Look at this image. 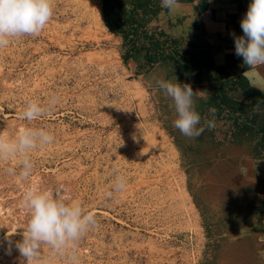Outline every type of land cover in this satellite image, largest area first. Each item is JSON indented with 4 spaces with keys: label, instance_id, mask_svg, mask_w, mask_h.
I'll list each match as a JSON object with an SVG mask.
<instances>
[{
    "label": "rangeland",
    "instance_id": "rangeland-1",
    "mask_svg": "<svg viewBox=\"0 0 264 264\" xmlns=\"http://www.w3.org/2000/svg\"><path fill=\"white\" fill-rule=\"evenodd\" d=\"M52 8L38 36L11 38L0 49V135L13 139L33 128L54 137L29 152L28 179L20 175L22 157L0 160V264H22L14 247L6 254L5 237L22 238L30 218L22 200L32 185L66 189L97 222L63 253L42 244L36 264H207L213 256L203 186L208 172L225 165L204 167L171 136L175 112L154 85L177 67L166 61L133 75L122 38L105 26L102 0H52ZM29 101L45 114L23 118ZM120 175L126 187L116 191ZM243 243L238 248L246 258ZM258 250L245 264H264ZM229 255L220 264H231Z\"/></svg>",
    "mask_w": 264,
    "mask_h": 264
},
{
    "label": "crops",
    "instance_id": "crops-1",
    "mask_svg": "<svg viewBox=\"0 0 264 264\" xmlns=\"http://www.w3.org/2000/svg\"><path fill=\"white\" fill-rule=\"evenodd\" d=\"M140 1L144 3L146 0ZM121 2L126 14L130 15L136 0H121ZM250 2L251 0H179V8L170 13L161 7L160 0H151V7L154 8L153 10L157 8V11L152 17L144 15L145 26L155 35L177 40L175 46L172 47L176 53L188 59L196 55H206L215 65L224 66L227 64V55L237 57L234 40L229 33L234 31L237 35L243 34L240 21ZM113 17L112 25L116 28L118 25L115 21L120 19L116 11ZM237 58H240L239 61L242 60L241 57ZM166 61L177 67L175 68L177 71H174V75L170 72V78L165 76L162 79L173 81L176 76L178 82L189 84L196 91L194 99L197 108L209 102L213 92V83L199 79L194 71L183 68L175 60L163 58L156 65L169 63ZM127 66L134 75V63L130 62ZM260 73V76L254 75L253 78H246L251 87L264 93V68L260 69ZM144 74L146 73L140 75ZM207 113L210 120L217 116L210 111ZM218 114L220 115V112ZM235 116L240 124H244L250 115ZM232 118L225 111L217 120L221 126L225 124L224 122L231 124ZM247 149V145L236 141L234 144L220 143L218 145L219 159L211 164H208L205 158L203 160L204 167L214 166L216 163L225 165L224 171L217 169L218 172L212 175L208 172L207 184L205 182L203 186L205 194L203 219L209 255L213 256L214 245L218 243L224 248L225 254L229 253L230 246L238 239L245 240V246L249 248L248 254L251 257H254L253 254L257 256L259 248L264 251V158L247 156L245 153ZM235 195L238 197L235 198ZM237 202L243 203L246 208L252 206L253 209H245L239 229L229 235L232 228L229 216L238 214ZM226 248L227 251H225Z\"/></svg>",
    "mask_w": 264,
    "mask_h": 264
},
{
    "label": "clouds",
    "instance_id": "clouds-1",
    "mask_svg": "<svg viewBox=\"0 0 264 264\" xmlns=\"http://www.w3.org/2000/svg\"><path fill=\"white\" fill-rule=\"evenodd\" d=\"M160 3L170 13L179 8V0H160ZM52 16V0H0V49L7 47L11 38L38 36ZM240 28L242 35L234 31L229 34L234 40L235 55L242 58V66L246 67L242 75L247 78L260 76V69L264 68V0H251L240 21ZM175 79L176 82L158 79L156 86L172 101L176 116L174 127L190 139L198 138L205 130H212L215 121L205 117L201 123L202 117L196 110L194 99L196 91L189 84L178 82L177 77ZM45 112L46 109L37 102L29 101L21 115L33 121ZM53 141V135L45 129L21 128L13 139L0 135V160L17 155L22 157L20 175L28 179L34 168L29 152ZM125 187V177L117 176L114 189L122 191ZM22 206L30 216L20 234L22 238L13 242L5 237L6 254L11 255L14 247L22 258V264H36L42 244L63 253L97 223L94 214L86 212L66 189L41 190L32 185L24 193Z\"/></svg>",
    "mask_w": 264,
    "mask_h": 264
},
{
    "label": "trees",
    "instance_id": "trees-1",
    "mask_svg": "<svg viewBox=\"0 0 264 264\" xmlns=\"http://www.w3.org/2000/svg\"><path fill=\"white\" fill-rule=\"evenodd\" d=\"M150 3L151 0H146L144 3L136 0L130 15H127L121 0H102V15L105 26L110 31L121 35L125 46L123 59L126 64L134 63V75L148 73L156 63L165 58L175 60L185 69H191L199 79L213 83V92L209 102L204 105L201 104L198 108L196 106V110L202 117V124L205 117L209 119L208 111L213 115L217 114L214 118L215 127L212 130H205L201 136L195 139L182 135L177 129V133L171 132L176 145L180 150L190 151L194 154L201 164L204 158L208 164L219 159L218 145L220 143L234 144L235 141L248 146L245 152L247 156L264 158V93L251 87L248 79L242 75L246 70V67L242 66V60L239 61L240 58L227 55V64L220 66L215 65L211 58L206 55H196L194 58L188 59L176 53L172 47L175 46L177 40L164 38L147 30L144 15L147 14L148 17H152L157 11V8L153 10L154 8L151 7ZM115 11L120 18H118L119 22L115 21L118 25L116 28L112 25ZM165 100L167 107L169 105L170 109H173L171 106L172 101L167 97ZM253 109L258 110L253 111ZM225 111L228 116L233 117L232 122L231 124L224 122L225 124L220 126L217 119ZM169 114H171L170 111ZM248 114L250 116L244 124H240L235 116ZM185 143L189 144L186 145ZM234 197L237 198L238 195ZM243 203L237 202L236 211H238V214L229 216L232 222L230 223L232 228L229 235L234 234L239 229L245 209L252 207L248 205L249 207L246 208ZM238 237L240 238V236ZM238 241L241 242L233 243L230 246L232 250L227 254H225L224 248L219 243L215 244L213 259L208 261L207 264H220L225 261L223 254H230L228 258L231 260V264H245L244 261L247 260L246 262H248V259L251 261L249 254H246V258H243L244 256L239 251L238 245L241 246L244 243L242 239H238Z\"/></svg>",
    "mask_w": 264,
    "mask_h": 264
}]
</instances>
